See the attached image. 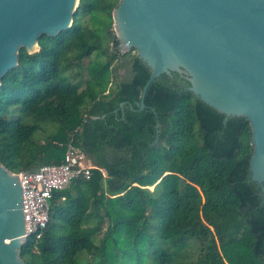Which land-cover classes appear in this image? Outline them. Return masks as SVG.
I'll use <instances>...</instances> for the list:
<instances>
[{
    "label": "trees",
    "instance_id": "1",
    "mask_svg": "<svg viewBox=\"0 0 264 264\" xmlns=\"http://www.w3.org/2000/svg\"><path fill=\"white\" fill-rule=\"evenodd\" d=\"M119 2L79 0L72 25L41 36L34 53L21 47L19 64L2 79L0 162L10 171L60 164L69 145L107 170L94 168L89 179L54 191L43 235L27 237L21 258L264 264V198L249 170L250 122L226 118L178 73L155 79L140 110L151 70L136 48L120 53ZM97 52L104 59H93ZM121 67L129 75L112 86Z\"/></svg>",
    "mask_w": 264,
    "mask_h": 264
},
{
    "label": "water",
    "instance_id": "2",
    "mask_svg": "<svg viewBox=\"0 0 264 264\" xmlns=\"http://www.w3.org/2000/svg\"><path fill=\"white\" fill-rule=\"evenodd\" d=\"M78 3L0 0V85L21 47L34 53L41 36L68 29ZM113 19L120 49L136 48L151 70L140 110L155 79L178 73L226 118L250 122L249 170L264 198V0H120ZM27 232L20 175L0 162V264H27L20 256Z\"/></svg>",
    "mask_w": 264,
    "mask_h": 264
},
{
    "label": "built area",
    "instance_id": "3",
    "mask_svg": "<svg viewBox=\"0 0 264 264\" xmlns=\"http://www.w3.org/2000/svg\"><path fill=\"white\" fill-rule=\"evenodd\" d=\"M122 53L126 52L124 50ZM98 168L107 176L105 168L94 165L81 149L69 145L65 159L60 164H45L35 171L17 172L24 192V211L29 235H43L50 218V206L56 189H63L81 176L89 179Z\"/></svg>",
    "mask_w": 264,
    "mask_h": 264
},
{
    "label": "rangeland",
    "instance_id": "4",
    "mask_svg": "<svg viewBox=\"0 0 264 264\" xmlns=\"http://www.w3.org/2000/svg\"><path fill=\"white\" fill-rule=\"evenodd\" d=\"M121 49H120V53H121ZM98 54V52L97 53H95L94 55H93V59H98V58H100V59H104V56H102V55H97ZM89 60V59H88ZM88 60H86V63L88 62ZM128 75H129V73H128V69H127V67H121V68H119L118 70H117V77H113L114 78V81H113V84H112V86H115V82L117 81V80H121V79H125L126 77H128ZM197 243H199V242H197ZM198 245V244H197Z\"/></svg>",
    "mask_w": 264,
    "mask_h": 264
}]
</instances>
